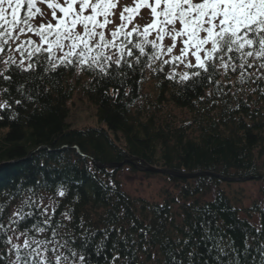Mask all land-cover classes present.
Instances as JSON below:
<instances>
[{"label":"trees","instance_id":"1","mask_svg":"<svg viewBox=\"0 0 264 264\" xmlns=\"http://www.w3.org/2000/svg\"><path fill=\"white\" fill-rule=\"evenodd\" d=\"M147 74L101 79L65 69L35 80L31 100L12 85V96L22 99L23 106L13 105L16 120L9 119L12 110L0 113V206L5 216L20 199L9 203L6 193L15 186L34 187L61 205L55 219L69 224L60 214L71 209L73 222L62 233L80 236L86 229L95 232L97 242L105 239L99 256L95 244L88 247L91 264H105V256L107 264L114 256L119 257L115 264H264V207L256 203L242 218L221 189L227 182L214 176L188 180L158 174L178 194L156 204L131 197L119 180L125 166L158 176L145 171L149 166L264 183V94L245 98L243 92L224 89L225 95L211 84L185 90L160 73L151 102L144 93ZM5 87L8 82H0V89ZM76 91L96 106L99 127L68 125V105ZM147 103L156 107L155 114ZM61 186L63 198L56 195ZM212 193L214 199L207 200ZM256 215L257 227L250 221Z\"/></svg>","mask_w":264,"mask_h":264},{"label":"snow or ice","instance_id":"2","mask_svg":"<svg viewBox=\"0 0 264 264\" xmlns=\"http://www.w3.org/2000/svg\"><path fill=\"white\" fill-rule=\"evenodd\" d=\"M65 69L125 80L147 70L185 90L211 84L225 95L264 94V0H0V82L9 84L0 89V113L18 118L13 105L23 100L12 85L31 100L35 80ZM6 195L20 199L6 216L0 206V264H91L88 247L98 256L106 247L86 229L62 233L73 215L60 214L69 224L55 219L61 205L53 196L22 185Z\"/></svg>","mask_w":264,"mask_h":264},{"label":"rangeland","instance_id":"3","mask_svg":"<svg viewBox=\"0 0 264 264\" xmlns=\"http://www.w3.org/2000/svg\"><path fill=\"white\" fill-rule=\"evenodd\" d=\"M123 2V0H122ZM130 3L131 0H128ZM146 88L144 93L146 94V101H154L152 90L155 84V76L147 71ZM247 88L248 86L245 85ZM255 87V85H252ZM233 92L237 91V88L231 89ZM244 97L248 98L252 92L244 91ZM73 100L69 102L70 107L69 119L67 123L73 129L99 127L98 118L96 117V106H94L81 91H76L73 95ZM148 104V103H147ZM170 107V106H169ZM147 109H151V113H156V107L147 105ZM170 110L172 108L170 107ZM175 114L183 116L181 110L176 109ZM166 114V111H164ZM119 180L122 182L123 191L127 192L131 197L142 198L146 201H150L156 204H164L166 197L170 195H177L178 190L174 188V184L166 178L158 175L152 177H146L143 173H134L129 166L122 168L119 173ZM221 189L224 190L237 207L240 208V216L246 217L245 209L251 208L254 204L258 203L264 207V183L261 180L244 181V183H223ZM216 193V190H215ZM214 193L207 200L214 199ZM45 203H48L45 200ZM250 221L254 226L259 225V217L253 216ZM14 259V257H11ZM147 264V263H145ZM152 264V263H151Z\"/></svg>","mask_w":264,"mask_h":264},{"label":"water","instance_id":"4","mask_svg":"<svg viewBox=\"0 0 264 264\" xmlns=\"http://www.w3.org/2000/svg\"><path fill=\"white\" fill-rule=\"evenodd\" d=\"M125 164H114V165H112V164H108L107 165V167H109V168H115V167H123ZM101 168H104L103 166H100ZM146 172L148 171V172H151V173H153V174H156V175H158V174H160V175H165V176H172V177H176V178H181V179H188V180H190V179H192V178H199V177H201V176H214V177H216V178H218L219 180H223L224 182H227V183H233V182H237V183H244V181H255L256 180V178L255 179H252V178H246V177H244V178H227V177H224V176H218V175H215V174H204V173H201V174H196V175H184V174H181V173H175V172H173V171H171V170H164V169H160V168H151V167H149V166H147L146 167V170H145ZM263 179V178H262ZM263 181H264V179H263Z\"/></svg>","mask_w":264,"mask_h":264}]
</instances>
